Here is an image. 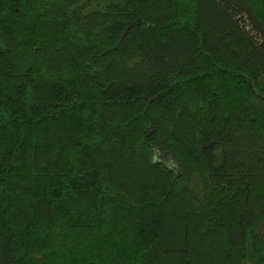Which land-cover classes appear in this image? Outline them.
<instances>
[{
	"label": "trees",
	"instance_id": "obj_1",
	"mask_svg": "<svg viewBox=\"0 0 264 264\" xmlns=\"http://www.w3.org/2000/svg\"><path fill=\"white\" fill-rule=\"evenodd\" d=\"M0 264H264V0H0Z\"/></svg>",
	"mask_w": 264,
	"mask_h": 264
}]
</instances>
